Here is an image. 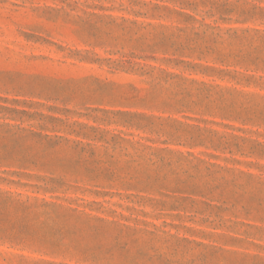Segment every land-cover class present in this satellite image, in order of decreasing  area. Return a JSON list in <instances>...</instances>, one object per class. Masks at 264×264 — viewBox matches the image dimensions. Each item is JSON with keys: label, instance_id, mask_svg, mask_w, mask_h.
I'll return each mask as SVG.
<instances>
[{"label": "rangeland", "instance_id": "1", "mask_svg": "<svg viewBox=\"0 0 264 264\" xmlns=\"http://www.w3.org/2000/svg\"><path fill=\"white\" fill-rule=\"evenodd\" d=\"M0 264H264V0H0Z\"/></svg>", "mask_w": 264, "mask_h": 264}]
</instances>
